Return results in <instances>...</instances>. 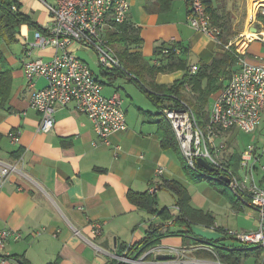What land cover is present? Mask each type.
I'll return each mask as SVG.
<instances>
[{
  "label": "crops",
  "instance_id": "crops-1",
  "mask_svg": "<svg viewBox=\"0 0 264 264\" xmlns=\"http://www.w3.org/2000/svg\"><path fill=\"white\" fill-rule=\"evenodd\" d=\"M11 1L33 26L21 24L9 43L0 41V161L20 170L0 183V230L21 234L20 240L7 243L0 257L11 259H0V264H112L147 235L155 243L152 246L164 250L149 254L145 258L148 262L173 259L164 249L173 248L182 250L189 264H227L217 258V246L247 250L248 254L234 264H264L263 252L221 232L255 231L257 212L225 183L200 178L161 146L162 116L148 92L159 91L185 76L183 69L153 72L164 60L162 50H180L174 56L186 60L189 69L194 66V74L201 63L208 66L224 52L212 38L189 26V0H173L170 10L161 14L146 13L145 0H129L127 23L134 27L139 45L128 54L141 55L150 69L147 72L133 64L137 81L118 72L99 69L98 76L91 71L102 85L103 97L119 94L126 116L125 131L111 135L109 145L100 142L87 117L71 104L56 108L50 132H37L40 115L28 105L31 89L23 66L28 61L47 62L53 57L52 48L31 46L37 29L44 31L49 23L44 2L51 1ZM255 10L263 15L264 2ZM257 14L252 26L244 22V30H257L244 49V58L252 65L264 64V25ZM236 70L234 63L231 72ZM226 84L224 80L211 97L202 124L208 119L213 99ZM46 85L43 77L33 81L38 90ZM103 86L109 89L105 95ZM11 132L18 135L17 143L8 137ZM249 143L255 147L252 181L264 189V113L251 135L236 129L220 130L214 139L216 146L224 144L219 153L221 162L237 175L243 174L239 160ZM115 147L119 148L117 154ZM168 183L178 185L179 192L171 191ZM150 187L156 188L154 194L149 193ZM148 196L155 201L153 205L138 204L149 200ZM92 223L102 225L100 235L91 233Z\"/></svg>",
  "mask_w": 264,
  "mask_h": 264
},
{
  "label": "built area",
  "instance_id": "built-area-1",
  "mask_svg": "<svg viewBox=\"0 0 264 264\" xmlns=\"http://www.w3.org/2000/svg\"><path fill=\"white\" fill-rule=\"evenodd\" d=\"M42 1V0H41ZM45 3L49 14V23L44 31L34 33L31 46L38 49L52 48L53 57L47 62L41 60L28 61L23 66L24 76L31 89L28 105L40 115L37 126L38 133H48L54 127V114L57 107L69 104L79 113L85 115L92 124L93 130L105 145H109L111 135L125 131L127 127L126 116L122 109V100L119 94L114 93L105 98L101 95L102 85L94 77L88 65L76 56L77 50L87 49L94 52L98 66L107 72H118L127 78H135L128 73L117 57L112 45L106 38V30L113 25H123L128 22L129 0H50ZM257 11L248 15V27L256 22ZM189 26L195 31L209 36L224 51L233 53L237 70L232 73L230 80L221 92L213 99L207 121L200 125L192 108L180 102L182 108L161 107L159 113L169 123L177 140L180 152L188 165L199 174L228 179L225 184L231 192L244 204L251 206L258 215L257 229L253 232H237L221 230L247 247H260L264 250V189L256 186L252 181V168L255 147L249 143L240 156L239 165L242 175L235 174L219 158V153L224 144L215 145L214 139L220 130H239L251 135L257 128L260 117L264 113V64L252 65L244 58V49L248 42L253 40L256 33L247 30L252 36L239 35L235 42L223 46L217 39L218 30L211 23L210 16L206 13L202 0H189ZM264 43V34L261 37ZM180 50L174 49V54ZM169 50L164 49L163 55ZM159 65V64H158ZM195 73V67L189 69ZM43 77L47 85L42 89H35L33 81ZM10 140L18 142V135L13 132L8 134ZM119 148H114L117 154ZM201 158L218 172L219 177L210 175L196 167V159ZM264 168V167H262ZM20 173L17 166L0 161V183L10 173ZM162 173L161 169L156 171ZM149 193L154 194L155 187L149 188ZM213 229H217L215 224ZM102 225L91 224V233L100 235ZM21 234L11 229L0 230V253L9 241H18ZM163 247H151L143 253L129 257L124 252L116 257L117 263L122 264H189L185 260L182 250L164 248L167 253L174 256L166 262H148L145 258L149 254H160ZM8 256H1L2 261ZM264 260V251H263ZM221 264V263H217Z\"/></svg>",
  "mask_w": 264,
  "mask_h": 264
},
{
  "label": "trees",
  "instance_id": "trees-1",
  "mask_svg": "<svg viewBox=\"0 0 264 264\" xmlns=\"http://www.w3.org/2000/svg\"><path fill=\"white\" fill-rule=\"evenodd\" d=\"M172 1L173 0H145L143 9L149 14L166 13L170 10ZM202 3L206 13L210 16L212 25L218 30L216 35L217 39L223 46L227 45L237 36L239 31L233 29L230 12L226 11L225 0H202ZM257 20L264 25V14L262 15V13H258ZM21 24L33 26L26 16L17 12L16 5L11 0H0V41L4 40L6 43H9L17 28ZM37 30L40 31V28ZM106 38L111 45L112 43H116L122 47L116 54L126 71L135 77L133 79L131 78V80H138L136 76L137 71L135 70L136 65L133 68V64H137L138 67L136 68L147 72L149 71L150 66H148L147 62L141 58V55L138 53L128 54V50H131L132 48L136 49L139 45L138 36L131 24L125 23L123 25L113 26L111 24L110 28L106 30ZM164 49L169 50V53L167 55H163L161 53L164 60L160 62L158 68H156L153 72H167L174 69H183L185 71V76L182 80L177 81L170 86H163L159 88V91H150L148 93L156 102L159 110L161 107L165 106L180 109L182 108V105L179 101L186 103L193 109L192 111L198 123L203 125L202 121L207 115L211 97L215 95L223 86L224 80L227 81V83L230 80L231 71L236 61L233 53L230 51H224L222 54L215 57L210 65L206 66L201 63L197 74L190 75L186 60H179L176 58L174 56L175 54H173L169 47ZM1 57L2 55L0 52V59ZM127 61L132 63L131 69L133 72H130L131 69H128L129 63ZM220 79L221 82H219ZM186 87H189V91L185 90ZM159 133L162 148L165 151L170 150L178 157L184 167H188L181 156L177 141L170 125L163 117L159 122ZM210 175L219 177L217 171L211 172ZM199 177H203L209 181L216 180V178L212 179L201 174H199ZM167 187L175 193L179 192L178 185L168 183ZM150 197L152 196L150 195ZM150 197L148 196L149 200H142L138 202V204L140 205L142 202H146L148 206L153 205L155 201ZM151 239L152 237L147 235L140 243L126 251L127 256L134 257L148 250L152 245H155V243L150 242ZM212 245L214 246L215 243H212ZM254 249L259 250L261 253L264 251L260 247H255ZM246 251L218 248L215 246V253L218 256L217 258L220 262L227 264L237 263L241 256L248 254ZM5 259L9 260L11 258L8 256ZM112 264L122 263L113 261Z\"/></svg>",
  "mask_w": 264,
  "mask_h": 264
},
{
  "label": "rangeland",
  "instance_id": "rangeland-1",
  "mask_svg": "<svg viewBox=\"0 0 264 264\" xmlns=\"http://www.w3.org/2000/svg\"><path fill=\"white\" fill-rule=\"evenodd\" d=\"M225 3H226L227 12H230V15H231V22H232L233 29H235L236 31H239V32L241 31V34H245V36L248 37V34H246V32H248V31L244 30V24H245L244 22L247 20L248 15L253 11V9L257 8L259 3H261V2H259V1L252 2V0H225ZM239 35L237 34V36L229 42L232 44L231 50H234L235 42L237 41ZM112 47H113L115 53H117V51L122 48L119 44H116V43H112ZM76 56L79 59H81L82 61H84L93 73H95L99 76L98 73H99V69H101V68L98 66L97 58H96V55L94 54L93 51L87 50V49H80L77 51V48H76ZM108 91H109V89L106 86H103V90H102L103 95H105V93H107ZM198 159H201V158H198ZM196 161H197V159H196ZM196 161H195V164H196ZM203 161H205V160H203ZM209 166H211V165H209ZM196 167L203 169L202 167L198 166L197 164H196ZM213 171H215L214 168H213ZM216 180L219 182L225 183L221 179V177L217 178ZM152 247H154V246H152Z\"/></svg>",
  "mask_w": 264,
  "mask_h": 264
},
{
  "label": "water",
  "instance_id": "water-1",
  "mask_svg": "<svg viewBox=\"0 0 264 264\" xmlns=\"http://www.w3.org/2000/svg\"><path fill=\"white\" fill-rule=\"evenodd\" d=\"M251 32L253 33H257V30L256 28H251L250 29ZM196 164L200 167H202L205 171L207 172H212L213 171V168L211 166H209L205 161H203L202 159H197L196 161ZM221 179L224 181V182H227L228 179L226 177H221Z\"/></svg>",
  "mask_w": 264,
  "mask_h": 264
},
{
  "label": "bare ground",
  "instance_id": "bare-ground-1",
  "mask_svg": "<svg viewBox=\"0 0 264 264\" xmlns=\"http://www.w3.org/2000/svg\"><path fill=\"white\" fill-rule=\"evenodd\" d=\"M256 1H259V2H264V0H252V2H256ZM253 4V3H252ZM246 34H248V37L249 36H252L249 32H246ZM245 35V34H244ZM247 37V36H246Z\"/></svg>",
  "mask_w": 264,
  "mask_h": 264
}]
</instances>
